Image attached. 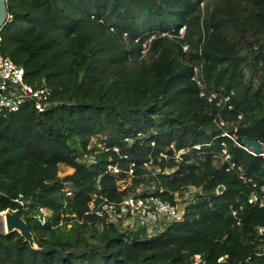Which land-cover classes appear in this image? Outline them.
Instances as JSON below:
<instances>
[{
  "label": "trees",
  "instance_id": "1",
  "mask_svg": "<svg viewBox=\"0 0 264 264\" xmlns=\"http://www.w3.org/2000/svg\"><path fill=\"white\" fill-rule=\"evenodd\" d=\"M6 1L0 54L53 104L0 116V210L33 238L0 232V264H264V207L248 203L264 156L242 145L264 147V0ZM109 166L133 167L131 184ZM189 187L195 202L154 235L86 214L95 193L175 203Z\"/></svg>",
  "mask_w": 264,
  "mask_h": 264
},
{
  "label": "built area",
  "instance_id": "2",
  "mask_svg": "<svg viewBox=\"0 0 264 264\" xmlns=\"http://www.w3.org/2000/svg\"><path fill=\"white\" fill-rule=\"evenodd\" d=\"M183 32L184 29H181V33ZM184 49L186 50L187 47ZM27 102H30L38 113L47 111L53 104L51 101V92L47 87H33L27 84L25 82L24 69L16 65L9 57L0 54V116L9 112H18ZM94 144L103 148L102 145L98 144L97 138H92L91 145ZM195 148L199 149L198 146ZM188 151L189 150L178 151L175 155L176 161L182 160V155ZM262 155L264 156V154ZM162 156L166 157L164 154ZM87 159L90 162L93 161L94 158L90 156L87 157ZM108 173L115 177H120L122 174H125L128 179H131L134 174L133 167L123 172L116 166H109ZM118 185L121 186L120 190L126 188L121 184ZM162 192L163 190L161 189L145 191V189L139 188L136 195L130 196L120 203L110 202L106 197L95 193L92 195L91 202L89 203V212L86 214H95L107 222H118L122 220L124 226H129L131 228L140 226L145 229L149 235H154L163 221L173 222L181 219L184 208L189 203L195 202V195L199 192V189L189 187L183 192H176L174 194L175 203L162 200L158 194H156ZM182 197H184V200L180 201L179 198ZM14 201L23 207L26 205L22 195H19ZM248 203L264 207V187L261 188L260 193L256 191L252 192L248 199ZM10 211L14 212L16 210H0V224L2 225L4 233L9 232L7 227V215H9ZM234 214L236 213L234 212ZM50 216L51 212L48 209L41 208L40 212L35 215V218L40 221L41 224H45L48 222ZM256 236L259 238L260 242L264 243V226H258L256 228ZM258 254H264V248ZM226 257L227 256L220 257L218 263H224ZM193 259L194 264H206L199 255H196ZM246 264H253L250 258L247 259Z\"/></svg>",
  "mask_w": 264,
  "mask_h": 264
},
{
  "label": "water",
  "instance_id": "3",
  "mask_svg": "<svg viewBox=\"0 0 264 264\" xmlns=\"http://www.w3.org/2000/svg\"><path fill=\"white\" fill-rule=\"evenodd\" d=\"M8 18L9 15L7 1L0 0V30L6 24ZM242 145L245 147V150L251 151L255 156H260L263 154V144L258 141H252L249 138L244 137L242 140ZM78 162L81 163V160ZM223 190V186H219L217 189L218 193H221ZM7 227L9 232L18 231L30 244H33V238L29 227L21 217V214L18 210L14 212L10 211L9 215H7Z\"/></svg>",
  "mask_w": 264,
  "mask_h": 264
},
{
  "label": "rangeland",
  "instance_id": "4",
  "mask_svg": "<svg viewBox=\"0 0 264 264\" xmlns=\"http://www.w3.org/2000/svg\"><path fill=\"white\" fill-rule=\"evenodd\" d=\"M72 169H70V168H66V167H62V169H61V172H60V177H64L65 175H67V174H70V173H72ZM118 184H121V185H123V186H125V187H127V186H129L130 184H131V180L130 179H128L127 181L126 180H119L118 181ZM146 191V190H145ZM192 191V190H191ZM187 193V192H186ZM193 194V193H192ZM191 194V195H192ZM186 197H187V194H186ZM180 199V201L182 200H184V197H182V198H179ZM191 203H193V202H191ZM0 232H3V229H2V225L0 224Z\"/></svg>",
  "mask_w": 264,
  "mask_h": 264
}]
</instances>
